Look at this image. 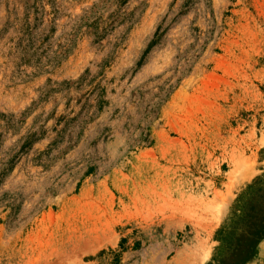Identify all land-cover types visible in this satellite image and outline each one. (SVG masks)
I'll return each mask as SVG.
<instances>
[{"label":"rangeland","instance_id":"1","mask_svg":"<svg viewBox=\"0 0 264 264\" xmlns=\"http://www.w3.org/2000/svg\"><path fill=\"white\" fill-rule=\"evenodd\" d=\"M0 264H264V0H0Z\"/></svg>","mask_w":264,"mask_h":264}]
</instances>
